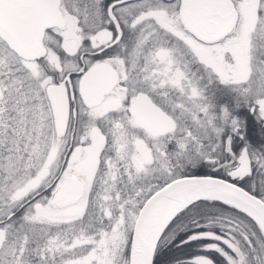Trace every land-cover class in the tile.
I'll list each match as a JSON object with an SVG mask.
<instances>
[{
  "label": "snow or ice",
  "instance_id": "snow-or-ice-1",
  "mask_svg": "<svg viewBox=\"0 0 264 264\" xmlns=\"http://www.w3.org/2000/svg\"><path fill=\"white\" fill-rule=\"evenodd\" d=\"M0 264H264V0H0Z\"/></svg>",
  "mask_w": 264,
  "mask_h": 264
}]
</instances>
